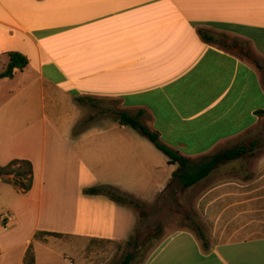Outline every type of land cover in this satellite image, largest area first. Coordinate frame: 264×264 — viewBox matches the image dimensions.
<instances>
[{"label":"crops","instance_id":"0c3cea01","mask_svg":"<svg viewBox=\"0 0 264 264\" xmlns=\"http://www.w3.org/2000/svg\"><path fill=\"white\" fill-rule=\"evenodd\" d=\"M239 42L264 64V0H0V74L10 52L28 60L0 79V165L33 167L27 193L0 181V264H26L29 250L56 264L70 241L133 236L134 207L86 191L149 203L178 166L116 112L142 111L192 165L257 134L264 83ZM254 152L251 167L235 160L191 187L209 248L182 229L144 264H264V142Z\"/></svg>","mask_w":264,"mask_h":264},{"label":"rangeland","instance_id":"374dc122","mask_svg":"<svg viewBox=\"0 0 264 264\" xmlns=\"http://www.w3.org/2000/svg\"><path fill=\"white\" fill-rule=\"evenodd\" d=\"M229 45H231V49L241 53L258 67L264 83V64L249 52L246 44L239 42ZM112 106L117 108L116 104H112ZM101 113V111H97V114ZM115 120L119 123L117 119ZM96 123L108 125L113 123V120L105 118L102 122L96 120ZM86 126V122L80 125V127ZM260 127L261 129L258 130L257 134L255 133L242 144L250 145L253 141L258 142V145L263 143L264 118ZM129 128L135 130L131 127ZM135 132L140 134L136 130ZM255 156L256 153L254 152L242 158L241 164L251 167ZM235 163L237 162L235 161L232 164ZM234 168H238V165ZM195 197V190L191 187L185 188L178 182H173L170 186L167 185L158 197L148 200L147 202L149 203L141 202L131 197L134 201L139 202L142 207L136 209L139 214V223L135 233L127 242L91 241L82 243L77 247L73 246V242L70 241L68 242L70 247L59 248L62 253L56 264H121L129 254L133 255V260L130 264H144L167 235L182 229L194 230L193 232L197 233V228L202 227L205 230L208 241L209 232L204 228L201 216L196 210ZM64 251L65 254L63 256Z\"/></svg>","mask_w":264,"mask_h":264},{"label":"trees","instance_id":"16d2710c","mask_svg":"<svg viewBox=\"0 0 264 264\" xmlns=\"http://www.w3.org/2000/svg\"><path fill=\"white\" fill-rule=\"evenodd\" d=\"M10 62L6 70L0 74V79L5 77H12L14 70H23L28 65L27 58L17 52L9 53ZM78 102L84 103V98H77ZM143 112H139L133 116L125 111L116 112V119L119 123L126 127H131L138 131L142 136L149 139L158 150H160L169 160L170 164L177 165V170L173 173L168 186L173 182H178L185 188H190L193 185L199 183L204 178L209 176L216 168L229 162L239 160L252 154L257 148L256 141L251 142L250 145H236L232 148L217 152L211 156H208L204 161L197 165H192V161L180 154L175 148L167 145L161 140L160 134L155 131H151L147 126L141 122ZM0 181L8 183L19 189L22 193H27L31 190L33 185V167L30 161L27 160H13L7 166L0 165ZM89 194H103L108 196L111 200L129 205L135 209H140L142 205L134 201L130 196L119 192L116 188L111 186H99L86 191ZM205 228V227H204ZM198 232L195 233L198 240L201 242L204 248H209L208 241L206 239L205 230L202 227H198ZM206 229V228H205ZM194 231V230H193ZM43 236H55L61 237L60 234L52 233H38L37 237ZM133 260V255L129 254L121 262V264H130ZM34 263V255L31 250L28 251L26 256V264Z\"/></svg>","mask_w":264,"mask_h":264}]
</instances>
